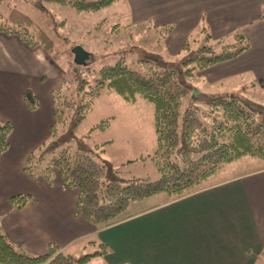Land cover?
I'll return each mask as SVG.
<instances>
[{"label": "crops", "instance_id": "0c3cea01", "mask_svg": "<svg viewBox=\"0 0 264 264\" xmlns=\"http://www.w3.org/2000/svg\"><path fill=\"white\" fill-rule=\"evenodd\" d=\"M125 2L128 26L172 27L162 42L169 56L178 55L186 40L206 32L215 43L243 36L248 48L198 72L194 90L199 96L254 94L264 103V0ZM62 76L40 46L31 48L17 36L0 33V121L13 127L9 147L0 156V230L11 244L30 255L43 254L52 244L78 256L95 240L109 249L99 258L101 264L258 263L264 249L262 161L174 200L160 194L133 203L123 220L100 229L74 215L77 190L66 189L58 177L53 187L42 177L33 180L24 170L26 159L49 137L51 93ZM27 89L38 100L35 111L23 103ZM22 193L33 200L21 210L13 209L10 198Z\"/></svg>", "mask_w": 264, "mask_h": 264}, {"label": "trees", "instance_id": "16d2710c", "mask_svg": "<svg viewBox=\"0 0 264 264\" xmlns=\"http://www.w3.org/2000/svg\"><path fill=\"white\" fill-rule=\"evenodd\" d=\"M49 1L76 11L97 12L120 0ZM153 28L160 40L172 31L171 26ZM0 33L17 36L31 48L40 46L58 63L61 52L55 41L28 16L13 11L8 21L0 17ZM236 38L232 43L219 41L217 54L207 32L199 44L186 40L176 59L144 53L138 59L144 73L129 68L122 58L96 72L88 64L69 62L68 74L60 78L51 93L53 124L49 137L27 156L24 170L33 180L42 177L49 187L58 177L66 189L77 190L74 215L100 229L123 220L133 203L160 194L174 200L201 190L226 166L243 158L264 163V103L240 93L192 97V81L198 72L231 60L248 48L243 36ZM111 93L128 104L137 99L151 104L155 149L149 158L157 170L156 180L127 181L107 160L95 159V152H104L103 147L110 142L92 148L88 140L93 132L105 131L110 119L94 125L85 136L76 137L94 101ZM22 100L29 111L38 108L31 90L23 92ZM12 130L9 122L0 121V156L9 147ZM32 200L29 194H15L10 204L21 210ZM88 247L92 251L74 256L51 244L45 253L30 255L11 244L0 230V264H89L109 253L106 245L95 240H90ZM263 261L264 249L257 264Z\"/></svg>", "mask_w": 264, "mask_h": 264}, {"label": "rangeland", "instance_id": "374dc122", "mask_svg": "<svg viewBox=\"0 0 264 264\" xmlns=\"http://www.w3.org/2000/svg\"><path fill=\"white\" fill-rule=\"evenodd\" d=\"M126 8L125 0L97 12L76 11L70 6L49 0H0V17L8 21L13 11L19 12L28 16L36 27L51 36L61 52L57 64L63 75L68 74V63L74 62V56L70 53L75 47L84 51L87 58L83 63L88 64L94 72L103 65H112L122 58L129 68L144 73L143 67L138 63L139 57L144 53H159L170 60L178 57L167 55L163 50L160 34L153 27L146 24L128 26L129 23L123 17ZM203 38L202 35H195L190 40L199 44ZM212 50L216 54L220 52L218 43L212 42ZM94 72L91 73L92 77ZM196 96L197 93L192 92V97ZM249 97L262 102L259 95ZM104 119H110L109 127L103 132H93L88 144L92 148L105 142L110 144L103 147L104 152L96 151L95 159L107 160L127 181L156 180L157 170L149 158L155 149L151 104L141 99L128 104L114 93L105 94L94 101L91 111L79 125L76 137L85 136L94 125ZM255 161L253 158H244L234 162L226 166L218 177L250 170L261 162ZM87 251H82L81 254ZM101 263L99 258H95L89 264Z\"/></svg>", "mask_w": 264, "mask_h": 264}, {"label": "water", "instance_id": "95a60500", "mask_svg": "<svg viewBox=\"0 0 264 264\" xmlns=\"http://www.w3.org/2000/svg\"><path fill=\"white\" fill-rule=\"evenodd\" d=\"M72 54L74 56V62L75 63H83L84 60L87 58V55L84 53V51L79 48V47H75L73 50H72Z\"/></svg>", "mask_w": 264, "mask_h": 264}]
</instances>
